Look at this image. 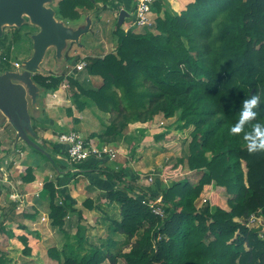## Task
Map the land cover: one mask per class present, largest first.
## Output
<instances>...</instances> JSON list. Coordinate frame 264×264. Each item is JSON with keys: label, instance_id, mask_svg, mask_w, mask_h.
Here are the masks:
<instances>
[{"label": "trees", "instance_id": "1", "mask_svg": "<svg viewBox=\"0 0 264 264\" xmlns=\"http://www.w3.org/2000/svg\"><path fill=\"white\" fill-rule=\"evenodd\" d=\"M165 1L152 6L158 17L151 29L125 31L118 22L116 49L85 58L84 70L75 67L81 58L74 60L66 53L74 69L59 75L38 72L32 79L46 93L68 85L76 110L109 115L99 131L88 137L79 133L88 142L97 138L99 146L126 143L133 158L142 154L146 135H128L130 125L177 117L176 128L188 134L182 137L180 168L198 174V180L185 178L150 192L135 186L138 180L117 161L59 162L56 155L68 157L66 146L43 142V150L52 148L44 154L27 144L47 161L50 156L59 170L70 168L67 177L98 173L116 185L95 199L85 197L77 208L60 196L55 181H46L41 196L49 197L52 228L64 230L72 222L71 214L78 218L71 241L61 251L55 247L48 251L53 260L63 259V264H119L120 260L123 264H264V0H194L180 13L170 10ZM109 3L60 0L58 14L67 23L90 12L99 18L109 10ZM13 29L11 36L4 33L0 38V74L33 54L32 35L38 28L24 24ZM83 73L101 78L102 85H88ZM68 113L72 115V109ZM154 139L162 141L165 135ZM248 146L256 151L249 152ZM165 166L161 175L168 179ZM32 180L29 168L25 181ZM207 186L224 189V205L207 194L211 202L205 199L203 207L196 206ZM144 196H162L164 214H154L142 203ZM111 209L117 218L108 213ZM94 211L109 219L111 233L127 237L128 252H114L116 242L111 237L101 245L93 241L90 230L98 231L95 238L102 235L100 225L90 226L87 220ZM252 216L262 219L260 227L248 226ZM6 234L17 237L24 254L31 255L27 236ZM8 262L0 256V264Z\"/></svg>", "mask_w": 264, "mask_h": 264}, {"label": "crops", "instance_id": "2", "mask_svg": "<svg viewBox=\"0 0 264 264\" xmlns=\"http://www.w3.org/2000/svg\"><path fill=\"white\" fill-rule=\"evenodd\" d=\"M113 1H116L118 3L117 5H123L125 10H128L129 5L132 7V2L135 3V0ZM192 2H194V0H174L176 8L178 9L177 11L179 12L185 10ZM155 14L156 13L154 12V17ZM59 18L57 17L58 21H63L65 25L73 27V25H68L66 21ZM81 20H83V18L80 19L77 24H79ZM73 28L78 29L79 27L74 26ZM81 40L82 37L79 42H70L74 43V52L70 54L71 56H73V54L80 55L81 60L90 57V54L92 53H95L93 56H102V50L88 54L85 49L90 46L86 47L88 43L82 44ZM69 47L70 44L68 43L66 50H68ZM66 52L67 51L63 53L61 58H58L59 60L57 61V66L59 71L53 72V68L50 67L52 56H49L47 53L43 62L40 64L39 72L45 75L51 73L59 75L68 69H74L73 64L71 66V60H68L65 57ZM82 80H85L88 85H92L94 87L102 85L101 78L90 77L86 73H83ZM53 94L55 93L50 91L46 93L43 89L38 87V99L33 101L32 98L28 97L29 120L24 121L23 126L25 132L31 140L40 147H42L43 142H47L49 144L51 142L60 144L57 140L58 136L61 133H66L71 130L81 132L88 137V135L92 132L99 131L101 129L102 122L105 123V119L108 120L109 118V115L103 114L97 110H92L91 112L89 110L85 112L76 110L73 107L70 96H68L69 94L66 93V90L62 87L57 91V98H54V96H52ZM45 96L47 98H45ZM69 109H72V115L68 113ZM75 120L78 121L76 122ZM175 122L171 124V126H168V124H166L167 120L159 117L155 121L146 124L136 123L130 125L127 132L128 135H132L134 137H136L139 133L146 135V140L144 142L145 146L142 154L140 155V159L142 160L137 162L138 165L133 167L138 174L136 175L133 173L131 178L139 180V178L144 176L143 173H147L148 171L150 173L152 171L157 172V170H160L161 168L163 170L164 163L158 161L160 158L169 154L173 155L172 153H181L183 145L185 144V141L182 139L187 137L188 134L179 131L176 128ZM161 125L163 127H161ZM160 134H164L165 139L159 142H154V138ZM179 136H181V138L176 140ZM91 141L97 145L99 144V140L97 138H94ZM24 143L25 142L23 140L19 139L18 132L16 128H14L11 120L2 111H0V186L2 187V194L0 196V232L3 234L7 231H13L16 236H22L17 232L29 230L30 227L27 225L30 223V220L28 219H30V216L32 215H27L28 210L26 207L36 214L35 218L37 221L40 217H49V210L47 211V207L49 206V197H46L45 199L41 196V194L45 181L51 180L50 178L56 182L58 190L60 191V196L64 195V198L70 199V202L74 205H76V202L82 193L84 194L90 191L99 195L98 192L101 193L111 188H116L113 181L100 176L98 173H84L79 174L76 177H67L66 175L71 172L70 168L59 170V165L56 164L55 161H47L41 153L35 152L26 143L25 144L28 147ZM124 145L128 149V145L126 143H123L120 147L114 145L112 146L119 150ZM47 150L50 151L52 148L49 147ZM175 156H177V154ZM55 160L59 162H66L65 158L61 155H56ZM117 162L121 164L122 167L127 168V175L129 176L130 169L126 167L123 160L121 159ZM150 162L151 164H149ZM39 166H41V168H38ZM29 168L32 169V176L34 180L26 183L25 178ZM157 174L158 176H161L158 172ZM56 175L57 177L55 178ZM155 183L149 184L148 181L144 179L142 180L143 186L139 187L146 188V190L151 192L156 188H162L165 184L159 179ZM75 190L79 191L76 192V195H74ZM16 196L19 197L16 199ZM62 200H64L63 197ZM27 204L28 206H26ZM37 221L33 222H35L36 225H39ZM7 224L12 225L14 229L12 228L13 230H11L10 228H6L5 226ZM1 226L4 227L3 230ZM22 226H25L27 229H23ZM17 240L20 241L18 238ZM30 247L32 249V246ZM16 252L18 251L16 250ZM41 252L44 253V250L41 249L40 246H37L34 252L36 257H43Z\"/></svg>", "mask_w": 264, "mask_h": 264}, {"label": "rangeland", "instance_id": "3", "mask_svg": "<svg viewBox=\"0 0 264 264\" xmlns=\"http://www.w3.org/2000/svg\"><path fill=\"white\" fill-rule=\"evenodd\" d=\"M59 1L60 0H52L50 3L47 4L48 7L56 10V12H57L56 14H57L58 18H59V14H58V9H59L58 3H59ZM165 2H166V5L170 7V10H172L175 13H180L179 11H177L178 9L176 8V3H174V0H171V1L166 0ZM109 4H110L109 10L103 11L101 13V15L99 16V18H96V15L94 14V12H90L89 14L83 15L84 16L83 20H81V22L79 24H77L78 21L68 23V25H73V27L78 26L80 28L81 27L85 28V26H87L88 20H90L93 23V25L90 27V30L82 36V40H81L82 44L88 43V45H86V47L90 46L89 48L85 49V51L88 54H90L91 52H95V51L98 52V50H102V56H104L105 54L112 52L113 50L116 49L117 35H115L114 32H115L116 26L118 25L119 16L121 14V11L125 10V9H124L123 5H117L118 3L116 1H113V0H110ZM134 5H135V3L132 2V9H131V11H128V10H130V5H129L128 10H126V11L129 13L130 16L126 17L123 24L120 25L121 28L124 29L125 31L131 30L129 27L133 23L132 17H131L132 16L131 12L134 9ZM161 15H164V14H161ZM157 17H158V14L156 13L155 19ZM59 19H61V18H59ZM149 29H151V28H149ZM4 31L6 34L11 36L14 29H13V27L5 26ZM133 31H136L138 33L141 30L133 29ZM153 32L155 33L156 31L154 30ZM69 44H70V47L68 50H66L67 51L66 53H68L69 56L71 58H73L74 60L77 58H81L80 55H74V54H73V56L70 55L74 52V50H73L74 43L69 42ZM48 54H49V56H52V61H51L50 67L53 68V72L59 71L58 66H57V61L59 59L57 57L55 49L51 48L50 51L48 52ZM90 55H91L90 57H94L93 55H95V53H92ZM22 61H24V60H22ZM19 62H21V61H19ZM72 64H73V62L71 60V66H72ZM46 66H47V64H46ZM56 68H57V70H56ZM12 69L14 70L13 67H12ZM62 88L64 90H66V93H68L69 94L68 96H70V88H64V86H62ZM54 93L55 94H53L52 96H54V98H57V91ZM45 98H47V97L45 96ZM105 120H107V119H105ZM166 120H167L166 124H168V126H171V124H173L175 121H177V117H174L172 119H166ZM185 148H186V146H185ZM128 150L129 149H127V147L125 145L122 146V148H120L118 150V152L120 151L119 152L120 155L117 157V159L115 161H120L122 159L123 162L126 164L127 160L131 157L130 156L131 153ZM172 154L173 155H171V154L166 155V156L160 158V160H158L160 162H163L164 166L165 165L167 166L166 177L168 179L162 178V175H161L162 168L161 169L159 168L160 170H157V172L161 176H158L157 172H155V171H152L151 173L148 171L147 173H143L144 176L139 178V180H138L139 182L136 183L135 186H143L142 180H144V179H146L149 184H154L158 179L160 181H163V183H165V184H167V183L172 184L175 181L183 180L185 178H189L192 181H197L198 180V174L190 172L186 168H184V169L180 168L181 164L179 163V161H180L179 159L184 154L182 152L181 153H172ZM176 154H177V156H175ZM140 157L141 156H139V154H136L134 158L132 156L131 159H129V163L131 162V164L128 165L130 167V170H129L130 175L129 176H133L132 175L133 173L136 175L138 174V172H136L133 169V167L138 165L137 162L142 160V159H140ZM159 163H157V164H159ZM149 164H151V162ZM113 165L114 164H110V166H113ZM166 166H165V169H166ZM38 168H41V166H39ZM175 170H181L180 171L181 173L175 172ZM27 174H28V171H27ZM56 177H57V175L55 176V178ZM150 177H152L153 181H149ZM50 179L52 180V178H50ZM128 182L130 183V181H128ZM45 183H46V181H45ZM45 183H44V185H45ZM76 192H79V191L75 190L74 195L77 194ZM98 194H100V193L98 192ZM207 194L213 195L215 200L218 199V204L224 205L225 198H226V194H225L224 189L216 188V187L211 188V187L207 186L205 188L204 193H203V197L201 199H199L196 203V206L198 208L203 207V205L205 203V199H208L209 202H211L209 197H205V196H208ZM96 195L97 194H94L93 192H90V191H88L84 194L82 193L80 195V198L76 202L75 206L77 208H81L83 206V199L85 197H87V198L90 197V198L95 199L97 196H99V195H97V196ZM18 197L19 196H16L15 198L17 199ZM101 204L103 205L104 208L107 205L104 200H102ZM26 206H28V204ZM26 209L28 210L27 215H32L30 217L34 218V219H31V218L28 219V220H30V223L27 225L28 227H30L29 230H27V231L22 230L20 232H17V231L16 232L19 235H25L29 238L28 240H29L30 246H32L33 254L31 252V255L27 256L30 258H27L23 252L24 245H22V242L17 240V237L10 239L8 234H6V233L3 234L2 232H0V256L9 260V262L7 264H63V259L61 260V262L53 260L50 257L48 251L54 247L61 251L64 244L66 242L71 241L70 237L74 236L76 234V230H77L78 218H77V216H74L76 214H74V215L71 214L70 219L72 222L68 223V225H66L64 230H58V229L52 228L49 217H42V218L40 217L37 221L35 218L36 214H34L27 207H26ZM48 210H49V206L47 207V211ZM108 213L112 216L113 210L111 209L110 211H108ZM90 216L91 217L87 219L89 222V225L90 226L92 224L100 225V229H101L100 232L102 234V235H100L101 239L99 238V236H96V238H95L93 236L94 231L96 234H99L98 231L94 230V229L90 230L94 242H98V244L101 245L102 241L105 242L107 237H111L116 242V245L112 249L114 252H117V251L123 250V249L125 252L129 251L130 248L127 245V237L115 234L113 232L111 233V231H109V228H108L109 225H111V223H110L109 219H106L107 217L104 214L97 213L94 211V212H92V214ZM112 217L117 218V215H114ZM33 221H37L39 223V225H36V223ZM261 223H262V219H259L258 221H255L254 223H250V220H249L248 226L250 228H254V227L258 228V227H260ZM5 227L10 228L11 230L14 229V227L12 225H9V224H7ZM263 232H264V230H263ZM97 237H98V239H97ZM37 246H40V248L44 250V253L41 252V255L43 257H40V256L36 257L34 252H35V248H37ZM18 248H20V249H18ZM16 250L18 252H16ZM35 258H37V259H35ZM103 264H109V262H105ZM119 264H123V261L120 260Z\"/></svg>", "mask_w": 264, "mask_h": 264}, {"label": "water", "instance_id": "4", "mask_svg": "<svg viewBox=\"0 0 264 264\" xmlns=\"http://www.w3.org/2000/svg\"><path fill=\"white\" fill-rule=\"evenodd\" d=\"M52 0H0V38L4 34V27H21L29 24L38 28L32 35L33 54L30 59L22 62L18 70H8L0 74V111L13 123L20 140L43 151L25 132L23 122L29 120L28 97L33 101L38 99V87L32 77L39 72L40 64L52 48L57 57L61 58L69 42H79L92 25L88 20L87 26L74 29L63 21L57 20L56 10L47 6ZM126 10L119 16V25L129 17ZM49 156V155H48ZM49 159L51 157L49 156ZM53 161V160H52Z\"/></svg>", "mask_w": 264, "mask_h": 264}, {"label": "built area", "instance_id": "5", "mask_svg": "<svg viewBox=\"0 0 264 264\" xmlns=\"http://www.w3.org/2000/svg\"><path fill=\"white\" fill-rule=\"evenodd\" d=\"M158 0H135L134 9L132 13V24L130 29L142 30L144 28H152L155 25L154 12L152 6ZM88 65V62L83 59L75 67L77 70L82 71ZM14 68L20 69L22 64L20 62L13 63ZM65 88H68V85H64ZM58 142L66 146L68 157H65V160L75 163H81L84 161H89L92 159L95 160H110L115 161L119 155V152L116 148L111 146H99L93 142H88L84 139L81 133L71 130L66 133H61L58 136ZM149 181H153L152 177L149 178ZM143 204H148L152 212L156 215L162 216L164 214L163 208V198L158 196L157 198H150L144 196L142 198ZM259 218L252 216L250 218V223L258 221ZM261 222V221H260Z\"/></svg>", "mask_w": 264, "mask_h": 264}, {"label": "clouds", "instance_id": "6", "mask_svg": "<svg viewBox=\"0 0 264 264\" xmlns=\"http://www.w3.org/2000/svg\"><path fill=\"white\" fill-rule=\"evenodd\" d=\"M20 63L22 64V62H20ZM13 68H14V66H13ZM11 70H13V69H11ZM14 70H18V69L14 68ZM252 103H255V97H253ZM247 106L250 107V105H247ZM245 115H247V113H245ZM248 150H249V152L256 151L255 146H248Z\"/></svg>", "mask_w": 264, "mask_h": 264}]
</instances>
